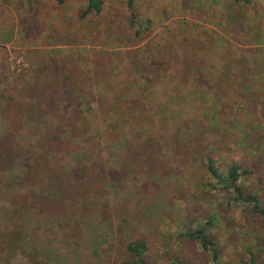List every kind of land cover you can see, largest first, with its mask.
Masks as SVG:
<instances>
[{"label": "rangeland", "instance_id": "obj_1", "mask_svg": "<svg viewBox=\"0 0 264 264\" xmlns=\"http://www.w3.org/2000/svg\"><path fill=\"white\" fill-rule=\"evenodd\" d=\"M104 1L102 18L89 22L80 19L85 9L82 0H63V4L58 0H0V98L4 102L12 100L7 102L10 106L4 111V120L0 115V133L9 124L16 134L45 129L49 119L40 114L47 116L50 111L38 108V117L21 122L22 111L16 103L37 102L33 83L46 81L43 68L55 64L62 55L83 62L84 72L79 78L84 82L101 80L116 87L117 82L124 81L116 58L102 74L103 70L97 68V53L131 52L121 58L125 64L136 63L141 68L132 50L159 43L174 29L177 33L197 31L202 36L203 45L196 49L202 50L204 73L174 92L164 79L156 82L152 92H147L141 82L145 89L142 102L148 121L155 127L145 133L144 137L150 135V142L141 147L145 152L141 149L142 156L130 176L115 179L100 191L99 204L110 201V206H100L105 222L88 218L83 229L74 227L71 237H66L57 227L60 218L53 221L50 212L48 217L43 209L31 204L32 197L18 196L20 191L13 190L14 186L9 192L0 183V264H114L92 254L91 239L84 243L76 238L80 237V228L86 227L90 237L108 226L122 235L121 227L126 223L147 241L152 264H173L175 259L211 264L200 245L181 238L188 228L197 229L208 218L214 219L211 232L225 251L222 264H241L249 259L250 252L256 254L257 264H264V226L256 217L250 219L245 207L232 206L229 210L221 200V186L213 184L216 190L206 186L209 176L204 168L206 157L215 159L221 170L236 162L250 172L244 185L264 199V0H253L257 6L248 10L236 7L233 0H135L134 28H130L133 18L126 0ZM81 31L91 34L84 39ZM223 64L234 67V76L231 72L229 77L222 76ZM23 83L26 90L21 89ZM97 91L94 98L84 99L93 109L86 114L92 132L103 123L96 111L106 92ZM54 112L60 114L63 108ZM198 123L199 136L208 141L202 143L204 158L187 160L190 146H181L183 135L192 133ZM108 129L106 137L98 141L99 150L106 169L116 171L130 133L118 122ZM79 159V154L66 156L60 164L72 170ZM32 182L30 189L37 193L40 187ZM13 195L20 197L14 204ZM24 202L31 204L26 211L21 210ZM15 208H19L17 215L13 213ZM23 229L25 239L19 242L16 235ZM104 243L108 247L106 239Z\"/></svg>", "mask_w": 264, "mask_h": 264}, {"label": "trees", "instance_id": "obj_2", "mask_svg": "<svg viewBox=\"0 0 264 264\" xmlns=\"http://www.w3.org/2000/svg\"><path fill=\"white\" fill-rule=\"evenodd\" d=\"M58 2L63 4V0H58ZM126 2L131 11L130 16L133 18L130 28H134L136 26L134 19L137 18L134 9L135 0H126ZM82 3L85 4V9L80 16L81 21L93 22L94 18H102L106 7L104 0H82ZM233 3L236 7L244 10L257 6L253 0H233ZM90 34L88 31H81L84 39ZM136 34L140 36L141 31ZM201 38L202 36L197 31L177 33L174 29L166 38H160L159 43L132 50L138 58L141 68H137L136 63L125 64L122 58L131 52L97 53V57L100 58L97 61V68L103 70L102 74L107 70L109 64L110 66L114 65L112 59L116 58V67L121 68L120 71L124 75V81L117 82L116 87L112 86V83L101 80L84 82L79 78L80 72H84V69L81 68L83 62L73 61L74 56L62 55V58L52 66V62L45 66L43 71L47 80L36 81L33 83L34 85L30 84L38 92L37 102L28 103L21 100L16 105L22 111L21 122L23 120L29 122L31 118L38 117V108L50 111L47 116L43 113L40 114V117L47 118L49 121L44 124L45 129L42 132L38 130L34 134H19V132L16 134L10 124L6 131L0 133V183L9 192L14 186L13 190L20 191L18 196L32 197L31 204H36L43 209L48 217H50L48 215L50 212V218L53 221L60 218L59 220L62 221L57 223V227L67 235L66 237H71V233L76 230L74 227L83 229L88 218L98 217L100 222H105V215L100 206L108 207L110 201L105 199V203L99 204V199H102L99 196L100 191L106 190L109 182L130 176L132 167L137 165L142 156L141 149L145 152L141 147H145L150 142V135L144 137L145 133L148 130L152 131L155 127L150 123L151 120L148 121L149 114H146L142 102L141 95L145 89L141 87V82L145 83L147 92H152L151 88L155 86L156 82L160 83L163 79L167 81V85L173 92L181 86H189L195 78L201 77L204 73L205 64L200 55L202 50L196 49L197 46L203 45ZM104 60L106 63L102 65ZM125 68H131V72ZM233 68L223 64L222 76L229 77ZM237 68L239 67L237 66ZM246 70L248 71V69ZM89 72L88 69L87 73ZM99 72L98 70L96 74L100 76ZM248 72L252 73V71ZM246 74L248 75V73ZM95 85L97 87H93ZM84 88H87L88 91ZM21 89L26 90L27 85L23 83ZM95 89L99 90L98 93L105 91L104 95L108 96H101L100 109L96 112L102 115L101 122L103 123L100 127L96 128L95 126L96 130L92 132V123H89L90 120L86 114L90 115L93 112V109L88 106V101L89 97L94 98ZM151 94L153 95V93ZM84 99H88V101L84 103ZM11 101L9 99L6 102L2 100L0 102V115L3 120L6 114L4 111L10 106L7 105V102L11 103ZM2 102L4 103L2 104ZM61 108H63V112H59L60 114L54 112ZM90 110L92 112L89 113ZM96 112L94 111V113ZM99 115H97L98 124ZM115 122L128 128L130 138L124 142L120 167L116 171H108L105 161L101 157L98 141L104 135L106 137V133L110 132L108 125ZM105 127L107 130L103 131ZM200 127L198 123L192 133L183 135L181 146H190L188 148L190 155L186 156L187 160H191V158L202 160L204 158L201 149L208 141H204L199 136ZM144 138L145 143H143ZM136 145L140 146V149H133V151L131 148H135ZM74 154L80 155V163H77L72 170L63 168L60 163L65 161L66 156L70 157ZM216 163L217 161L212 157L204 159L205 172L209 176L206 178V186L211 190L217 188L213 184L221 186L218 191L223 194L221 200H224L229 210L232 206L245 207L249 209L250 219L256 217L259 223L261 222L260 224L264 226V199L258 194L250 192L243 183V180L250 175L248 169H243L236 162H231L221 170V167H217ZM32 180H35V184L40 187L37 193L30 189ZM18 196H12V204L20 198ZM19 202L22 203V201ZM29 204L24 202L21 210L26 211L31 205ZM93 204L96 207H93ZM17 212H19V208H15L13 211L15 215ZM214 222L213 218H208L207 222L197 229L188 228L182 233L181 238L189 243L200 245L211 264H222L225 251L211 232ZM121 228L124 230L122 235H116L112 232V227L108 226V229L101 231L100 234L94 230L95 236L92 237L88 235L87 227L84 230L80 228V237L76 238L75 236V238L84 243L91 239L92 254L98 260L110 259L114 261V264H152L147 241L136 235L129 223ZM89 232L92 233L93 229ZM16 236L19 242H23L25 239L24 229ZM100 239L103 240L99 242ZM104 239H106L108 247L105 246ZM75 249L77 250L76 245ZM32 264L39 263L35 261ZM173 264L190 263L186 260L175 259ZM241 264H257L256 254L250 252L249 259L243 260Z\"/></svg>", "mask_w": 264, "mask_h": 264}, {"label": "crops", "instance_id": "obj_3", "mask_svg": "<svg viewBox=\"0 0 264 264\" xmlns=\"http://www.w3.org/2000/svg\"><path fill=\"white\" fill-rule=\"evenodd\" d=\"M10 2V1H9Z\"/></svg>", "mask_w": 264, "mask_h": 264}]
</instances>
